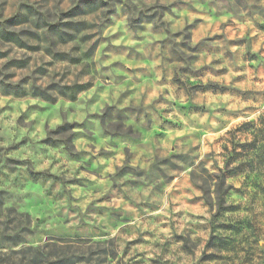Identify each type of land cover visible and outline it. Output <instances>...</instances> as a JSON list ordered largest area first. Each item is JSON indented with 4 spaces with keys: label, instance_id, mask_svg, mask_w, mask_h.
Masks as SVG:
<instances>
[{
    "label": "clouds",
    "instance_id": "9594fccd",
    "mask_svg": "<svg viewBox=\"0 0 264 264\" xmlns=\"http://www.w3.org/2000/svg\"><path fill=\"white\" fill-rule=\"evenodd\" d=\"M0 264H264V0H0Z\"/></svg>",
    "mask_w": 264,
    "mask_h": 264
}]
</instances>
